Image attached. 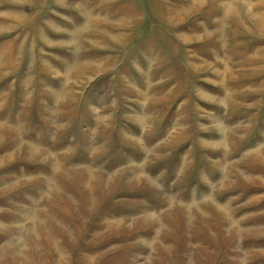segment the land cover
<instances>
[{"label": "rangeland", "instance_id": "1", "mask_svg": "<svg viewBox=\"0 0 264 264\" xmlns=\"http://www.w3.org/2000/svg\"><path fill=\"white\" fill-rule=\"evenodd\" d=\"M0 264H264V0H0Z\"/></svg>", "mask_w": 264, "mask_h": 264}, {"label": "bare ground", "instance_id": "2", "mask_svg": "<svg viewBox=\"0 0 264 264\" xmlns=\"http://www.w3.org/2000/svg\"><path fill=\"white\" fill-rule=\"evenodd\" d=\"M228 9V8H227ZM224 203V202H223ZM223 206V205H222ZM224 208V207H223ZM225 210V209H224Z\"/></svg>", "mask_w": 264, "mask_h": 264}]
</instances>
